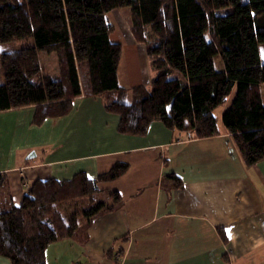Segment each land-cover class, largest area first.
<instances>
[{
  "label": "trees",
  "instance_id": "1",
  "mask_svg": "<svg viewBox=\"0 0 264 264\" xmlns=\"http://www.w3.org/2000/svg\"><path fill=\"white\" fill-rule=\"evenodd\" d=\"M124 7L147 55L162 57L171 69L147 87L126 89L118 82L122 46L111 41L108 14ZM29 39L32 44L19 54L2 51L7 43ZM261 44L264 0H0V111L34 105L36 126L64 116L82 94L83 72L87 94L118 116L119 133L144 135L161 121L188 138H206L219 134L213 111L233 91L222 123L243 162L252 165L264 158ZM40 52L57 54L58 73L43 72ZM127 169L128 163L117 161L94 178L78 173L70 180L36 179L19 205L0 172V255L11 264H46L50 243L74 236L96 214L114 208L99 184ZM167 177L181 187L178 176ZM85 199L88 205L77 203Z\"/></svg>",
  "mask_w": 264,
  "mask_h": 264
},
{
  "label": "crops",
  "instance_id": "2",
  "mask_svg": "<svg viewBox=\"0 0 264 264\" xmlns=\"http://www.w3.org/2000/svg\"><path fill=\"white\" fill-rule=\"evenodd\" d=\"M163 61L122 44L119 85L149 86L169 71ZM34 109L0 111V172L15 205L36 179L94 178L117 161L128 163L121 176L99 184L114 208L50 243L46 264H264V158L246 165L224 126L206 138H188L161 121L144 135L122 134L118 116L84 86L64 116L36 126ZM0 264L11 263L0 255Z\"/></svg>",
  "mask_w": 264,
  "mask_h": 264
},
{
  "label": "rangeland",
  "instance_id": "3",
  "mask_svg": "<svg viewBox=\"0 0 264 264\" xmlns=\"http://www.w3.org/2000/svg\"><path fill=\"white\" fill-rule=\"evenodd\" d=\"M112 24H113V31L112 34L118 38V40L121 41V46L123 44V47L125 45L127 46L129 43L136 44L138 46H141L142 49L145 52L146 57L150 58L147 55L146 52V45L143 42H140L136 39L134 33L132 32L131 28V13L128 7L116 9L115 11L112 12ZM33 40L29 39L27 43L23 41H15V42H10L7 43L3 46L2 51L7 53L6 55H14V54H19L21 51L25 50L26 46L28 44H32ZM124 42V43H123ZM260 50L262 54V58L264 59V44L260 45ZM39 60L41 64V68L43 72L45 73H58L59 71V61H58V56L55 52H40L39 53ZM164 64L166 65L165 61H163ZM214 64L217 69H220L222 67V61L218 55L214 56ZM161 69V68H159ZM171 70V69H169ZM173 70V69H172ZM174 71V70H173ZM175 73V71H174ZM174 73H169L168 76L172 77L174 76ZM81 83L85 87V79H84V74L81 72ZM233 97V91L228 95L226 100L219 106H217L213 113L217 119V124L218 126L223 127L222 123V112L225 107H227L230 104V101ZM263 101H264V91H263ZM33 151L31 150L30 153ZM27 153L26 157L30 154ZM97 198V197H96ZM80 206L88 205L87 199L85 200H77ZM114 204V203H113ZM112 204V205H113Z\"/></svg>",
  "mask_w": 264,
  "mask_h": 264
},
{
  "label": "water",
  "instance_id": "4",
  "mask_svg": "<svg viewBox=\"0 0 264 264\" xmlns=\"http://www.w3.org/2000/svg\"><path fill=\"white\" fill-rule=\"evenodd\" d=\"M33 153V152H32ZM34 154V153H33Z\"/></svg>",
  "mask_w": 264,
  "mask_h": 264
}]
</instances>
